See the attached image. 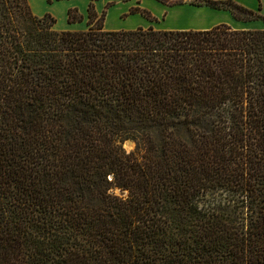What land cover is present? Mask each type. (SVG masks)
Wrapping results in <instances>:
<instances>
[{
  "label": "trees",
  "instance_id": "obj_1",
  "mask_svg": "<svg viewBox=\"0 0 264 264\" xmlns=\"http://www.w3.org/2000/svg\"><path fill=\"white\" fill-rule=\"evenodd\" d=\"M88 16L0 0V264H264V31Z\"/></svg>",
  "mask_w": 264,
  "mask_h": 264
},
{
  "label": "crops",
  "instance_id": "obj_2",
  "mask_svg": "<svg viewBox=\"0 0 264 264\" xmlns=\"http://www.w3.org/2000/svg\"><path fill=\"white\" fill-rule=\"evenodd\" d=\"M44 2V0H39ZM49 0H47L48 2ZM46 9L57 18V31H84L88 29V8L91 3L99 15L105 13V30L129 31L154 28L160 31H208L227 25L235 31H264V20L245 21L235 17L232 11L215 9L207 5H195L199 0H181L166 4L158 0H53ZM233 1L237 5L264 16V0H213ZM77 8L83 22L70 23L69 10ZM46 13V12H45ZM149 16H147V15ZM60 17V18H58ZM61 19V22H59Z\"/></svg>",
  "mask_w": 264,
  "mask_h": 264
},
{
  "label": "rangeland",
  "instance_id": "obj_3",
  "mask_svg": "<svg viewBox=\"0 0 264 264\" xmlns=\"http://www.w3.org/2000/svg\"><path fill=\"white\" fill-rule=\"evenodd\" d=\"M160 2H164L166 4H176V3H179L181 2V0H158ZM29 4H30V7H31V10H32V13L38 17H44L46 14H49L47 12L46 9H48L51 5L50 4H53L54 1L53 0H49L47 2V0H44V2H41L39 0H28ZM50 3V4H49ZM46 12V13H45ZM51 17H53L54 19H56V24H57V18L56 16H54L53 14H50ZM147 15V14H146ZM101 16V15H100ZM149 16V15H147ZM60 18V17H58ZM100 17H98L97 20H95V24H101L104 26V29H105V18L104 20H100L99 19ZM99 20V21H98ZM88 21H89V16H88V20H87V24H88ZM61 22V19L60 21ZM56 24L55 26L53 27V30H57L56 29ZM88 29H89V25H88ZM87 29V30H88ZM131 143V144H130ZM124 149L126 152L130 153V152H133L136 148V143L133 142V141H126L123 145ZM115 194L116 195H119V196H127L126 193H123L121 192L120 190L116 189L115 190Z\"/></svg>",
  "mask_w": 264,
  "mask_h": 264
},
{
  "label": "clouds",
  "instance_id": "obj_4",
  "mask_svg": "<svg viewBox=\"0 0 264 264\" xmlns=\"http://www.w3.org/2000/svg\"><path fill=\"white\" fill-rule=\"evenodd\" d=\"M124 191H127L126 189ZM111 192V190H109V193Z\"/></svg>",
  "mask_w": 264,
  "mask_h": 264
},
{
  "label": "bare ground",
  "instance_id": "obj_5",
  "mask_svg": "<svg viewBox=\"0 0 264 264\" xmlns=\"http://www.w3.org/2000/svg\"><path fill=\"white\" fill-rule=\"evenodd\" d=\"M131 144V143H130Z\"/></svg>",
  "mask_w": 264,
  "mask_h": 264
}]
</instances>
